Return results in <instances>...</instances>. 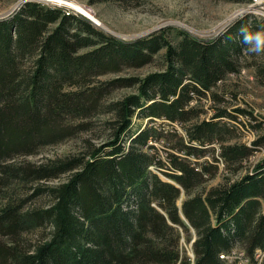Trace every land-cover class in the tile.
Wrapping results in <instances>:
<instances>
[{"label":"trees","instance_id":"obj_1","mask_svg":"<svg viewBox=\"0 0 264 264\" xmlns=\"http://www.w3.org/2000/svg\"><path fill=\"white\" fill-rule=\"evenodd\" d=\"M242 26L264 18L210 39L170 27L133 41L36 1L1 19L0 190L13 181L53 201L24 210L17 194L0 208V264H232L235 249L264 264V118L217 91L242 66L264 82ZM156 56L160 69L123 74ZM80 134L67 154L17 160Z\"/></svg>","mask_w":264,"mask_h":264},{"label":"rangeland","instance_id":"obj_2","mask_svg":"<svg viewBox=\"0 0 264 264\" xmlns=\"http://www.w3.org/2000/svg\"><path fill=\"white\" fill-rule=\"evenodd\" d=\"M29 1L62 8L67 13L82 15L107 34L125 41L146 37L170 27L187 30L199 38L210 39L223 35L244 18L251 16L264 18V0H63V2L58 0L63 4H50L48 0H0V20L18 12ZM51 1L54 2V0ZM69 1L90 8L95 13L96 19L99 20L97 21L99 25L94 22V19L92 21V18L82 14L73 5L71 6L68 3ZM64 5H69L71 8H66ZM237 17H240L238 22L232 24V21ZM159 56H156L152 63L138 68H131L123 74L145 76L148 72L158 70L162 67V59ZM114 76L107 75L103 78ZM129 91H131L130 88H121L115 90L111 96L116 98ZM217 91L226 94V97L230 98L231 104L241 105L248 110H253L259 118H264V82L257 77L254 67L242 66L239 73L228 75L225 80L219 83ZM204 104L208 109V114L211 113L212 111L209 110L211 102L204 100ZM137 122L139 121L136 120ZM167 123V127L170 126V123ZM177 127L182 130L178 124ZM242 129V138L245 137L243 140L245 139L250 143L255 139L254 131L246 126H243ZM84 136V134H80L79 138L55 147H49L39 155L23 156L17 160L36 161L46 156L67 154L77 149L80 144L79 141ZM155 144L161 152H165L163 141H157ZM263 154V151H259L257 158H260ZM151 168L156 169L157 167ZM219 180V178H216L211 183L215 184ZM59 181L58 178L46 180L44 185H56ZM16 185L17 183L12 181L0 190V208L9 201L12 195L17 196V194L23 198L29 197L28 200L22 203L21 208L24 210L34 205H50L53 201L46 194L33 196L31 187H20L19 185L17 187ZM181 203L182 198L178 200V204ZM185 245L189 254H192L190 244L186 243ZM230 256L229 262L232 264H246V261H249L245 252L240 249H235Z\"/></svg>","mask_w":264,"mask_h":264},{"label":"clouds","instance_id":"obj_3","mask_svg":"<svg viewBox=\"0 0 264 264\" xmlns=\"http://www.w3.org/2000/svg\"><path fill=\"white\" fill-rule=\"evenodd\" d=\"M239 19L240 17L235 18L232 24L237 23ZM240 31L242 34V44L245 46L247 52L257 55L264 53V26L257 27L255 30L242 26Z\"/></svg>","mask_w":264,"mask_h":264},{"label":"bare ground","instance_id":"obj_4","mask_svg":"<svg viewBox=\"0 0 264 264\" xmlns=\"http://www.w3.org/2000/svg\"><path fill=\"white\" fill-rule=\"evenodd\" d=\"M63 2V0H60ZM67 3V2H66ZM71 6L73 5L76 9H78V11H80L82 14H84L85 16H89L90 18L94 19L96 22L99 21L98 19H96L95 17V13H93V11L90 9V8H85L84 6H80V5H77L75 4L76 2H68ZM263 3V2H262ZM256 5V4H255ZM257 6V5H256ZM153 168L155 166H152Z\"/></svg>","mask_w":264,"mask_h":264},{"label":"built area","instance_id":"obj_5","mask_svg":"<svg viewBox=\"0 0 264 264\" xmlns=\"http://www.w3.org/2000/svg\"><path fill=\"white\" fill-rule=\"evenodd\" d=\"M49 1V3L51 4H63V3H60L58 0H54V2L53 1H51V0H48ZM64 7H66V8H71V7H69V5H67V6H65L64 5ZM75 12V11H74ZM225 257H227L228 259L231 257L230 256V254H227V255H225ZM246 264H249V261H246Z\"/></svg>","mask_w":264,"mask_h":264},{"label":"water","instance_id":"obj_6","mask_svg":"<svg viewBox=\"0 0 264 264\" xmlns=\"http://www.w3.org/2000/svg\"><path fill=\"white\" fill-rule=\"evenodd\" d=\"M7 16V15H6ZM92 21H94L93 19H92ZM96 24H97V22L96 21H94ZM97 25H99V24H97Z\"/></svg>","mask_w":264,"mask_h":264}]
</instances>
